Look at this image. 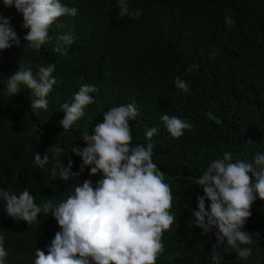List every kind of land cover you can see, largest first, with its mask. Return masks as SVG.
I'll return each mask as SVG.
<instances>
[{
  "label": "trees",
  "instance_id": "obj_1",
  "mask_svg": "<svg viewBox=\"0 0 264 264\" xmlns=\"http://www.w3.org/2000/svg\"><path fill=\"white\" fill-rule=\"evenodd\" d=\"M61 2L75 7L77 15L60 18L50 28L48 42L36 50L24 40L28 30L22 14L0 0V15L11 17L21 42L0 52V189L17 195L27 189L39 205L49 198L59 204L86 179L95 185L102 174L91 176L90 169L67 182L54 180L52 152L43 169L34 165L35 154L59 146L63 152L57 159L67 166L71 156L73 171L79 172L82 160L71 149L85 146L81 135L91 134L111 107L135 103L139 115L130 121L133 144L148 143L146 130L158 129L150 141L153 161L173 194L176 219L163 235L165 251L157 264H212L215 236H202L190 224L196 196L203 195L194 180L225 152L232 153V162H254L257 153L264 154V0H129L130 9H143L139 18L119 17L117 0ZM226 16L235 21L231 27ZM69 30L75 42L64 46L67 55L56 53L62 43L58 37ZM50 63L56 65L57 84L47 97V110L32 111L37 97L23 85L19 95L7 93V79L19 64L35 73ZM177 76L190 86L188 93L176 89ZM83 84L96 87L95 103L64 132L61 105L71 103ZM163 114L186 120L191 130L173 138ZM251 211L244 231L252 234L253 243L241 245L251 249V257L238 258L225 240L221 264H264V201L257 199ZM59 230L51 214H40L31 225L13 220L0 200L6 264H34L36 249L47 252ZM173 253L180 255L169 260Z\"/></svg>",
  "mask_w": 264,
  "mask_h": 264
},
{
  "label": "clouds",
  "instance_id": "obj_2",
  "mask_svg": "<svg viewBox=\"0 0 264 264\" xmlns=\"http://www.w3.org/2000/svg\"><path fill=\"white\" fill-rule=\"evenodd\" d=\"M6 7H15L23 16V28L27 29L24 40L28 48L39 50L50 38L49 30L62 17H75L77 9L68 7L61 0H3ZM119 17L139 18L143 9H130L129 0H117ZM226 26L235 21L225 17ZM61 28L66 27L60 24ZM62 42L54 49L67 55L75 36L71 30L58 37ZM20 39L12 27L11 17L0 15V52L13 44L20 46ZM216 53L212 52V57ZM55 63L40 65L37 72L19 64L18 70L7 79L6 90L11 96L19 95L21 85L30 89L37 99L32 100L31 109L47 110V97L57 80L53 73ZM187 72L192 71L190 66ZM175 87L184 93L190 86L181 77L175 78ZM94 85L83 84L74 94L71 103H63L64 118L60 122L64 132L85 115V109L95 103L92 93ZM139 115L135 103L113 106L103 113L102 122H97L89 134L84 132L80 140L85 145L73 146L71 153L81 158L79 172H74L71 156L65 166L57 158L63 152L59 146L50 147L45 154L37 152L34 165L43 169L50 162L48 152L57 163L51 176L62 181L77 178L86 169L91 176L102 174L96 184L89 179L74 185V193L54 204L52 198L37 204L34 195L27 189L18 195L0 189V200L5 203L6 214L16 221L31 225L40 214H51L59 225L47 252L35 251L34 264H157L164 253L163 235L175 222L173 194L165 182L164 173L153 161V144L158 133L156 127L146 130V144H133L130 121ZM161 120L173 138H181L192 125L175 115L163 114ZM248 144H254L249 140ZM195 185L203 195L196 196L197 210L192 212L190 224L201 229V235L215 236L217 243L211 253L212 264H221V246L225 240L235 250L238 258L247 260L252 255L249 247L252 234L244 231L252 216V207L257 199L264 201V154L257 153L254 162H232V153L225 152L223 158L213 160ZM187 208L188 205H185ZM216 230V231H214ZM191 239V237H190ZM5 237L0 234V264H6L8 252ZM197 247L202 245L197 244ZM179 253L168 256L169 260Z\"/></svg>",
  "mask_w": 264,
  "mask_h": 264
}]
</instances>
